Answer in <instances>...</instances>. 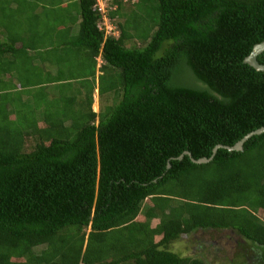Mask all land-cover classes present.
<instances>
[{
    "label": "trees",
    "instance_id": "1",
    "mask_svg": "<svg viewBox=\"0 0 264 264\" xmlns=\"http://www.w3.org/2000/svg\"><path fill=\"white\" fill-rule=\"evenodd\" d=\"M67 1L0 0V57L59 11L80 17L45 80L55 93L26 81L22 101L0 77V264H208L171 249L197 231H230L264 264V132L228 150L264 127V72L245 62L264 0H111L117 37L96 0ZM95 88L110 99L98 113Z\"/></svg>",
    "mask_w": 264,
    "mask_h": 264
},
{
    "label": "crops",
    "instance_id": "2",
    "mask_svg": "<svg viewBox=\"0 0 264 264\" xmlns=\"http://www.w3.org/2000/svg\"><path fill=\"white\" fill-rule=\"evenodd\" d=\"M74 3V1H67L62 0L61 5H59V8L65 7L67 4ZM76 8V7H75ZM113 10V8H112ZM42 12L41 7H37L35 10L31 11V13L26 14L24 17L32 16L37 17ZM108 17V16H107ZM111 25L115 28L116 31L113 32V36L117 37L119 35V29L117 28V22L119 19L117 18H110ZM40 20L39 19H34ZM57 25L55 24V28L52 30L48 28H44V26H40L35 30H33L34 36L32 39H17L14 43V47L18 50L24 49V51H21L19 55L12 54V53H6L0 57L1 60H5V64L7 67H9V71L6 72H0V77L3 76L4 80L11 81L15 87V90H21V99L22 101H26V97L28 100L30 99L28 96L29 91H33L35 89V86H24V84L33 81H37L39 85L42 83L47 88L48 92L55 93L57 90V83L56 82H49L45 83L46 79H49L48 81H52L51 79H55L60 72H58V68L62 67L61 64L58 63L59 56L61 55V49L63 47V43L66 42L71 37L75 36L78 32V23L80 21V17L78 14V10L73 9V11H66L64 13L57 14ZM76 21V24H73L70 28V22ZM6 23V22H5ZM68 29V34H67ZM14 32H17V30H13ZM64 32V38L63 36L59 37L60 32ZM22 34L25 35V32ZM1 42H10L7 38L4 40L3 36H0ZM64 41V42H62ZM103 66V61L101 60L100 56L96 58V70H95V83L97 86L98 83V77L102 74L101 67ZM60 75V74H59ZM19 76H21V80L19 79ZM26 80H22L25 79ZM18 79L20 81H18ZM79 80L75 79L71 81L75 87H77L79 84ZM34 84V82L32 83ZM41 84V85H42ZM27 85V84H26ZM29 85V84H28ZM32 87V88H31ZM79 87V86H78ZM28 89V90H27ZM96 92V93H95ZM95 94L97 95V89L95 88L93 93V102L95 98ZM98 98V95H97ZM27 102V101H26ZM97 102V99L95 103Z\"/></svg>",
    "mask_w": 264,
    "mask_h": 264
},
{
    "label": "rangeland",
    "instance_id": "3",
    "mask_svg": "<svg viewBox=\"0 0 264 264\" xmlns=\"http://www.w3.org/2000/svg\"><path fill=\"white\" fill-rule=\"evenodd\" d=\"M123 1L125 3L127 2V0ZM110 2L111 0H109V2L106 4L109 5ZM112 8L113 5L110 4L109 10L107 11L109 12L110 10H112ZM123 10L127 11L128 9L127 7H123ZM106 19L104 20V23H106L107 25ZM122 21L123 18H121V23ZM47 22L48 25H45V28H49V24L53 25L56 22V17H48ZM99 26L104 27L102 26V24H99ZM108 33H111V31H108ZM132 44L138 45V47L141 46L140 43L134 40L127 43V46L129 47ZM96 99L97 102L95 103ZM109 103V97L105 96L104 98L99 99L95 94L94 102L92 103V110L95 113H98L101 105L106 106ZM33 145V140L26 141L25 150L30 151ZM148 203V201L144 203V206L146 204L148 205ZM137 220L141 222L144 221V218L141 215ZM157 220L158 219H153L149 222L151 227L156 226L155 224H157ZM135 236H137V234ZM118 238L120 240L122 239L121 236H119ZM156 239L157 238H155V240ZM201 244L204 245L203 248L198 247V245ZM171 249L181 257L194 255L195 258H204L208 262V264H252V259L250 258V256L254 254L253 249L248 247L247 244L242 242L238 236H235L230 231H208L205 233H203L202 231H197L189 237H181L178 241H175L171 245ZM199 250H202V254H204V256L198 254ZM36 251L37 253H39L41 251V248L36 249Z\"/></svg>",
    "mask_w": 264,
    "mask_h": 264
},
{
    "label": "water",
    "instance_id": "4",
    "mask_svg": "<svg viewBox=\"0 0 264 264\" xmlns=\"http://www.w3.org/2000/svg\"><path fill=\"white\" fill-rule=\"evenodd\" d=\"M263 51H264V42H262L258 45H255L253 47L251 53L249 54V56H247V58L245 59V62L248 65H250L251 67H253L254 69H256L257 71H263L264 72V65H261L256 61V57ZM263 132H264V127L252 132L251 134L246 135L242 140H240L238 143H236L233 147L228 148V150H241L242 144L247 138H249L253 134H261ZM191 160H192V162H194L196 164H204V163H207L210 159L201 158L198 160H194L191 158Z\"/></svg>",
    "mask_w": 264,
    "mask_h": 264
},
{
    "label": "built area",
    "instance_id": "5",
    "mask_svg": "<svg viewBox=\"0 0 264 264\" xmlns=\"http://www.w3.org/2000/svg\"><path fill=\"white\" fill-rule=\"evenodd\" d=\"M109 0H96V4H95V8L97 10V12L99 13L100 15V24H102V26L104 27H101L99 26V29H102L105 31V33L107 34L108 31H112L114 29V27L111 25L110 23V20L108 19V15H107V4ZM107 17V19H106ZM106 19L107 21V25L106 23H104V20Z\"/></svg>",
    "mask_w": 264,
    "mask_h": 264
},
{
    "label": "clouds",
    "instance_id": "6",
    "mask_svg": "<svg viewBox=\"0 0 264 264\" xmlns=\"http://www.w3.org/2000/svg\"><path fill=\"white\" fill-rule=\"evenodd\" d=\"M110 31H111V30H110ZM114 31H116L115 28L111 31V33L113 34ZM111 33H107V34L105 33V34L108 36V35H112ZM112 36H113V35H112Z\"/></svg>",
    "mask_w": 264,
    "mask_h": 264
}]
</instances>
